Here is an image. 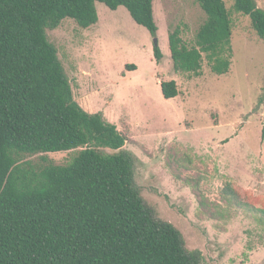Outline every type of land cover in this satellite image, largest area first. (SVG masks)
I'll return each mask as SVG.
<instances>
[{
  "label": "trees",
  "instance_id": "1",
  "mask_svg": "<svg viewBox=\"0 0 264 264\" xmlns=\"http://www.w3.org/2000/svg\"><path fill=\"white\" fill-rule=\"evenodd\" d=\"M206 15L189 45L169 34L174 70L202 74L206 56L218 76L230 72L233 19L225 0H196ZM155 0H0V264H201L181 232L159 221L134 186L128 138L76 101L47 30L66 19L99 22L96 3L124 7L153 38ZM264 42V10L235 0ZM155 57L162 60L158 45ZM133 68V67H129ZM167 100L176 83H161ZM67 165L36 168L25 155L79 150Z\"/></svg>",
  "mask_w": 264,
  "mask_h": 264
},
{
  "label": "rangeland",
  "instance_id": "2",
  "mask_svg": "<svg viewBox=\"0 0 264 264\" xmlns=\"http://www.w3.org/2000/svg\"><path fill=\"white\" fill-rule=\"evenodd\" d=\"M233 19L230 72L200 76L174 70L169 34L193 45L206 15L196 0H155L158 46L121 7L96 3L99 22L73 19L48 40L71 81L76 101L127 136L134 186L153 217L175 226L201 264H264V42L249 16L225 0ZM264 10V0H255ZM133 68H129V67ZM174 81L167 100L161 83ZM79 150L25 155L36 168L70 164Z\"/></svg>",
  "mask_w": 264,
  "mask_h": 264
},
{
  "label": "water",
  "instance_id": "3",
  "mask_svg": "<svg viewBox=\"0 0 264 264\" xmlns=\"http://www.w3.org/2000/svg\"><path fill=\"white\" fill-rule=\"evenodd\" d=\"M155 45H158V39L157 38L155 39Z\"/></svg>",
  "mask_w": 264,
  "mask_h": 264
}]
</instances>
